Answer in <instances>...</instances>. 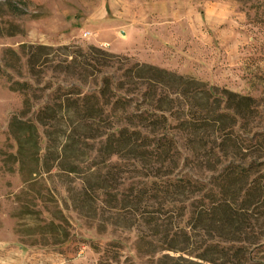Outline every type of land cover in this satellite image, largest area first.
<instances>
[{
    "label": "trees",
    "instance_id": "1",
    "mask_svg": "<svg viewBox=\"0 0 264 264\" xmlns=\"http://www.w3.org/2000/svg\"><path fill=\"white\" fill-rule=\"evenodd\" d=\"M72 48L55 49L52 70L73 83L52 90L32 119L9 124L29 181L55 170L80 215L122 219V228L138 231L136 252L153 264H249L264 242V171L257 160L219 170L217 152L238 148L233 129L250 98L223 90V100L192 77L93 46ZM28 49L32 75L38 63L51 66L52 47ZM16 84L25 96L32 89ZM23 104L32 107L27 97ZM188 149L212 174L208 185L186 175Z\"/></svg>",
    "mask_w": 264,
    "mask_h": 264
},
{
    "label": "rangeland",
    "instance_id": "2",
    "mask_svg": "<svg viewBox=\"0 0 264 264\" xmlns=\"http://www.w3.org/2000/svg\"><path fill=\"white\" fill-rule=\"evenodd\" d=\"M28 45L52 47L51 66L38 63L32 75ZM64 45L93 46L192 77L223 100V90L250 98L233 129L238 148L216 150L218 169L257 160L263 172L264 0H0V264H153L136 252L135 228H122V219L107 212L80 215L55 170L29 181V166L18 163L10 121L32 119L52 90L73 83L52 70L55 49ZM23 82L32 85L27 96L16 84ZM38 132L41 155L46 139ZM185 154L186 175L208 185L212 174L196 166L190 149ZM262 245L251 250L249 264H264Z\"/></svg>",
    "mask_w": 264,
    "mask_h": 264
}]
</instances>
